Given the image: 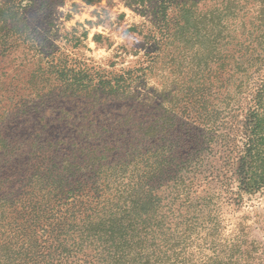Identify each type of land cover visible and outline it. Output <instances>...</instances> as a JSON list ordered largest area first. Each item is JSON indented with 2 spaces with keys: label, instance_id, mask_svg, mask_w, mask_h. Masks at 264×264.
I'll return each mask as SVG.
<instances>
[{
  "label": "trees",
  "instance_id": "1",
  "mask_svg": "<svg viewBox=\"0 0 264 264\" xmlns=\"http://www.w3.org/2000/svg\"><path fill=\"white\" fill-rule=\"evenodd\" d=\"M203 1L160 0L147 65L102 74L48 51L28 16L45 0H0V63L18 61L0 66V264H264L255 240L225 233L221 196L193 176L219 135L212 71L178 77L193 31L214 17L221 30L264 34V0ZM151 75L161 81L152 106L140 97ZM245 89L234 174L254 193L264 188V77Z\"/></svg>",
  "mask_w": 264,
  "mask_h": 264
},
{
  "label": "rangeland",
  "instance_id": "2",
  "mask_svg": "<svg viewBox=\"0 0 264 264\" xmlns=\"http://www.w3.org/2000/svg\"><path fill=\"white\" fill-rule=\"evenodd\" d=\"M36 1L39 3V0ZM45 1L46 6L40 9L36 4L28 16L33 20L31 24L35 32L48 37L49 52L61 54L63 59L74 66L99 67L102 74L120 68L147 65L146 54L155 49L153 39L147 37L157 31L154 13L160 0ZM202 3L207 7L212 5L213 0H204ZM193 14L194 17L198 12ZM236 14L238 17L243 16L244 9ZM217 20L214 17L213 25L206 33L200 29L193 31V48L187 52V57L179 67L181 73L178 77L184 79L187 67L190 66L194 67L193 72L188 74L191 76L196 69L212 71L209 79L214 82V86L210 89L208 100L219 113L216 120L219 135L213 138L216 144L209 145L208 151L203 154L206 161H203L193 176L208 180L202 183L198 191H214L221 196L225 233L233 236L240 232L238 234L241 238L255 240L264 257V188L254 193L237 188L234 169L237 166L238 149L236 141L232 140L236 137L241 113L245 111L248 96L251 95L245 86L251 82L258 84L264 77V34L259 33L256 24L255 29L250 31L246 28L231 33L221 30ZM238 24L240 21L236 20ZM17 64L18 61L5 59L0 66L9 69ZM37 64L26 65L29 68L22 73V80L27 78L26 74ZM164 70L162 82L151 75V78L145 80L146 85L140 86V97L150 106L153 105L155 87L160 82L163 83V95L170 96H167L171 87L167 65ZM42 73L45 76L43 78L52 75ZM179 90L182 93L181 87ZM177 96L181 97L179 94ZM166 105L169 103L166 102Z\"/></svg>",
  "mask_w": 264,
  "mask_h": 264
}]
</instances>
